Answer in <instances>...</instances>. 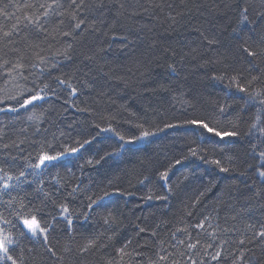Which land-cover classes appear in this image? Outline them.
I'll use <instances>...</instances> for the list:
<instances>
[{
    "label": "trees",
    "instance_id": "16d2710c",
    "mask_svg": "<svg viewBox=\"0 0 264 264\" xmlns=\"http://www.w3.org/2000/svg\"><path fill=\"white\" fill-rule=\"evenodd\" d=\"M103 2V12L93 10L87 16L89 22L95 20L98 30L87 31L76 38L72 60L56 57L60 65L58 70H53L52 76L62 75L69 80L79 89L77 96L72 97L69 89L54 85L53 79L46 76L47 82L56 87L57 95L47 102H39L43 106L35 109L37 113L44 112L39 133L34 131V122L27 120L30 113L25 109L19 113L0 112V129L5 134L0 145L24 141L22 153L15 147L8 150L0 147V161L5 151L34 160L39 151L35 145L43 141L60 150L63 144L75 147V141L92 140L80 152L54 161L39 172L37 170L39 176H29L33 182L22 184L17 192L12 193L18 198L13 209L0 203V214L10 221L3 227L16 240L14 247L18 251H13V256L20 264H107L108 260H113L114 264H151L158 259L157 252L163 247L173 254L170 259L185 264L187 257L182 253L186 249L178 241L184 240L186 245L189 238L177 229L187 228L193 241L214 243V247L208 250L210 254H214L217 244L226 241L219 262L205 258L203 249L193 257L198 261L205 259V264H233L243 251L242 264H264V238L254 235L264 229V184L257 178L255 169L259 161L249 151L248 137H243L239 143L220 145L226 155L211 151L217 145L205 143L206 159L200 160L182 158L188 155V141L191 139L183 129H166L158 133L160 138L154 142L153 139L125 145L122 150L118 147L120 141L112 133L96 136L95 128L97 123L102 128L107 127L108 121L101 117L109 115L115 117L111 121L112 127L126 136L134 134L137 131L135 124L145 120L161 126L162 122H176L183 118L181 101L184 99L196 105L197 114L211 112L217 105L229 106L230 115L227 120L221 117L222 124L227 125L231 120L239 125L241 132H246L257 114V106L249 103L246 93L230 86L227 79L220 81L211 77L225 70L244 78L260 75L261 80L254 82L253 87L264 88V57L255 61L259 71L252 68L249 58L239 51L241 41L236 40L239 34L254 50L264 48L261 42L264 24L256 27L254 32L239 24L240 0ZM119 4H124V8L119 9ZM245 4L252 14L250 19L264 11V0H245ZM169 14L175 17V22ZM234 28L236 32H233ZM112 34L127 35L128 42L112 40ZM205 36L217 43L209 46ZM28 39H32L31 34ZM18 40L16 46L21 47L26 61H31V50L25 47L26 41L23 38ZM51 43V48L47 43L41 45L45 48L43 54L52 56L60 47L56 41ZM97 48L104 51L97 54L94 61L84 59ZM193 49L196 50L194 53ZM5 58L13 59L14 54L9 53ZM169 64H175V72L169 69ZM25 76L27 80L17 77L10 83L7 94L33 87L36 77L28 72ZM85 81L89 86H85ZM4 87L0 78V88ZM5 95L0 91V96ZM8 106L15 107L17 102L5 99L0 104L2 108ZM81 108H88L89 112L77 110ZM93 136L96 138L92 139ZM261 147L264 148V143ZM115 152L119 155H108ZM177 158L181 163L171 168L168 181L161 180L158 173ZM90 159L92 164L87 163ZM214 159L221 160L230 171L220 172L217 165L206 162ZM12 170L18 172L19 165ZM77 185L79 188L72 193ZM253 186L260 196L253 194ZM116 188L123 194L116 193ZM103 191L111 194L88 210V197L102 195ZM149 195L153 196L152 200H147ZM157 196H167V200H158ZM7 199V196L0 197V201ZM21 202L39 209L36 216L41 226L46 222L52 225L47 244L42 239L30 238L19 222L17 209H20ZM60 203L66 204L71 214L70 233L66 221L60 216ZM109 211L116 218L115 224L111 221L104 223L103 217ZM189 211L193 213L191 216L187 215ZM205 216L211 218L212 227L209 228L206 222L204 229L195 228L194 225ZM139 228L146 231L139 232ZM213 231L218 237L215 242L208 235ZM97 236V243H103L105 247L80 251L88 239ZM129 239L132 243L126 251L131 255L120 260L116 250ZM240 239L245 240L243 246L239 244ZM174 244L175 248L172 247ZM137 252L141 255L137 256ZM236 264L241 262L237 260Z\"/></svg>",
    "mask_w": 264,
    "mask_h": 264
},
{
    "label": "snow or ice",
    "instance_id": "6c2138e0",
    "mask_svg": "<svg viewBox=\"0 0 264 264\" xmlns=\"http://www.w3.org/2000/svg\"><path fill=\"white\" fill-rule=\"evenodd\" d=\"M156 6L160 7V5ZM104 7L105 4L103 0H94V2L93 0H22L20 3H17L16 0H0V78L3 79L5 85L4 88H0V91L6 93L5 96H0V104H3L5 99L17 102V106L15 107H0V112L11 111L19 113L21 109H25L30 113L27 116V120L34 122V131L39 133L41 132L40 124L43 122L44 112L37 113L35 109L43 106L39 102H47L57 95L56 87L47 82L45 79L46 76L53 79L54 85L69 89L72 97L77 96L79 89L73 86L69 80L63 78L62 75L52 76L53 70H58L60 65V61L56 59V57H62L63 60L66 61L72 60V49L76 38L87 31L95 32L98 30L95 20L91 22L87 20L88 14L93 10L103 12ZM238 7L239 24L248 27L249 31L254 32L256 27L264 24V11L258 12L254 18L250 19L252 14L249 11V6L245 4V0H240ZM118 8L123 9L124 4H119ZM145 11H147V9H145ZM117 14L119 15V13ZM169 18L175 22V17H172L171 14H169ZM233 32H236L235 28ZM29 34L32 35L31 40L28 39ZM105 35H108V33H105ZM57 37H59V40H57ZM18 38H23L26 41L25 47L31 50V61H26L25 54L22 52L21 47L16 46L19 43ZM111 39H119L126 44L129 38L127 35L118 36L112 34ZM204 39L209 46H213L217 43L214 39H209L206 36ZM236 40L241 41L239 44V51L249 58V63L252 68L259 71L255 61L257 58L264 57V48L254 50L239 34L236 35ZM53 41L60 43V47L52 56L43 54L45 53V48L41 45L47 43L48 47L51 48V42ZM261 42L264 43V36L261 37ZM103 51V48H97L95 52L86 55L84 59L94 61L97 54ZM195 51V49L192 50L193 53ZM9 53L14 54L13 59L5 58ZM172 55H175V53L173 52ZM185 55L187 56L190 54ZM193 58L195 57L193 56ZM168 67L172 72L176 71L175 64H169ZM25 72L36 77V80H33V87L22 89L16 94H7V86L16 80L17 77L27 80L28 77L25 76ZM211 78L220 81L227 79L230 86H234L239 92L246 93L249 97V103L257 106V114L246 132H241L239 125L231 120H228L227 125L222 124L221 117L227 120L230 115L228 111L229 106L217 105L211 112L197 114L196 105L190 100L182 99L183 118L176 122H162L163 126H161L155 121L145 120L135 124L137 131L134 134L126 136L112 127L111 121L115 119L114 116H102L101 119L108 121V126L102 128L99 123L95 124V128L97 129L96 136L102 133H112L120 141L118 147L123 150L125 145L148 141L150 138L157 136L158 133L164 132L166 129L179 128L183 129L191 137L188 141V155L182 158L188 159L189 157H196L200 160L206 159L204 155L206 149L203 147L205 143L218 146L211 149V151H219L221 154H225L224 147L220 145L227 146L239 143L243 137H248L249 151L259 161V166L255 169L257 178L264 184V148L261 147V143H264V88L257 89L253 87L254 82L261 80V76L255 75L250 78H244L240 74H231L225 70L219 75H214ZM37 80L39 83L36 82ZM13 86L19 87L17 84ZM85 86H89L86 81ZM77 110L89 112L88 108ZM24 131H26V129H24ZM44 131H47V129H44ZM4 135L3 130L0 129V140H3ZM96 136H93L92 139H95ZM55 138L56 137L53 136V139ZM91 143V139H84L83 142L75 141L77 145L75 147L63 144L60 146V150H56V146L50 142H39L35 145L39 151L34 160H27L20 155H13L11 151H5L4 158L0 161V197L7 196L8 199L6 201H0V203L6 205L8 209H13L18 198L14 197L12 193L17 192L22 184L30 185L33 181L28 179L29 176H39L40 173H38L37 170H43L47 164L58 161L67 155L76 154L80 152L85 145ZM22 144H24L23 140L19 141V143L12 141L11 144L3 143L0 147L4 150L15 147L22 153L24 152V149L21 148ZM28 155H31V153ZM108 155H119V152L109 153ZM103 158L104 157H101V159ZM21 160L25 162L21 163ZM228 160L232 162L231 157H228ZM206 162L217 165L220 172L228 173L230 171L229 167L223 166L219 159ZM87 163L92 164V160H88ZM96 163H99V160H97ZM180 163V158L175 159L168 168L158 173L159 178L167 182L171 168ZM17 165H19L20 170L15 172L12 169H15ZM241 175H244V173H241ZM144 180H148V177H144ZM144 180L140 182L144 183ZM111 183L112 182L109 181V184ZM78 188L79 185L74 187L72 193ZM168 191H172L171 187L168 188ZM251 191L256 196L261 195L254 186L251 188ZM115 192L123 194L119 188H116ZM72 193H69V195ZM110 194L109 191H103L102 195L89 196L87 209L91 210L93 206L98 205L100 201H103ZM44 195L45 197H49L48 193H44ZM155 198L158 200H167V196H157ZM152 199V195L147 196V200ZM58 207L60 209V216L66 221L70 233L73 221L70 218L71 214L69 209L64 203H60ZM38 211L39 209L24 205L21 202L20 209H17V218L21 225L27 230V234L30 238L42 239L44 243L47 244L48 231L52 225L46 222L44 226H41L36 216ZM192 214L191 211L187 213L189 216ZM84 218L87 219V216ZM55 219L54 217L53 221ZM103 219L105 224H109L110 221L113 224L116 222V218L110 211ZM0 222H2V225H0V254H2L0 255V262L10 261L11 264H20L18 258L12 254L13 251H18V249L14 247V245H16V240L12 233L6 231L5 227H3V225H8L10 221L0 214ZM206 222L208 223V227L211 228V218L209 216H205L204 219L194 225V227L204 229ZM249 227L251 228L252 225H249ZM138 231L145 232L146 230L144 228H139ZM177 231L184 232L189 238V242L186 245L184 240L178 241V243L184 245L186 249L185 252L182 253V255L187 257L185 264H205V259H200L198 261L193 258L199 255L201 249H203L204 256L208 260L216 262L221 260L223 244L226 243V241H221L217 244L214 254H210L208 250L214 247V243L201 244L199 239L193 241L187 228L177 229ZM223 231L227 232L229 230L223 229ZM152 235L155 236V232H153ZM208 235L213 242L218 239L215 231L209 232ZM254 235L256 238H264V229L255 232ZM173 238L175 239V233H173ZM98 239V236L88 239L87 243L81 246L80 251L88 252L90 249L105 247L103 243H97ZM107 239L111 240L112 237H107ZM131 243L132 241L130 239L126 240L122 243V246L116 250L120 260L126 255H131V253L126 251ZM239 244L243 246L245 240L240 239ZM175 246V244L172 245L173 248H175ZM49 251H51L50 248ZM136 255L139 256L141 253L137 252ZM172 255L173 254L168 252L167 249L161 247L160 251L157 252L158 259L152 261L151 264H178L175 259H170ZM244 255V252L241 251L240 255L236 257V260H233V264H236L237 260L242 264ZM107 264H114V261L108 260Z\"/></svg>",
    "mask_w": 264,
    "mask_h": 264
},
{
    "label": "bare ground",
    "instance_id": "6f19581e",
    "mask_svg": "<svg viewBox=\"0 0 264 264\" xmlns=\"http://www.w3.org/2000/svg\"><path fill=\"white\" fill-rule=\"evenodd\" d=\"M158 138H160V135H159V134H158L157 136H155L154 138L152 137V139H150L149 142L152 141L153 139H154V140H153V142H154V141H155L156 139H158ZM141 142H142V141H141ZM149 142H148V143H149ZM139 143H140V142H139ZM139 143H137V144H139Z\"/></svg>",
    "mask_w": 264,
    "mask_h": 264
},
{
    "label": "rangeland",
    "instance_id": "374dc122",
    "mask_svg": "<svg viewBox=\"0 0 264 264\" xmlns=\"http://www.w3.org/2000/svg\"><path fill=\"white\" fill-rule=\"evenodd\" d=\"M48 165V164H47ZM39 171H41V170H38V172ZM24 228V227H23ZM25 229V228H24ZM25 231L27 232V230L25 229ZM0 255H2V254H0ZM3 262H8V261H3ZM2 262H0V264H1Z\"/></svg>",
    "mask_w": 264,
    "mask_h": 264
}]
</instances>
